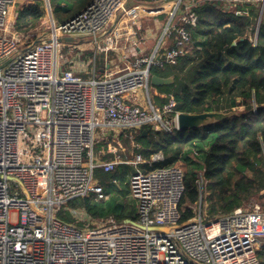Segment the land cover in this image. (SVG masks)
I'll return each mask as SVG.
<instances>
[{
    "label": "built area",
    "instance_id": "built-area-1",
    "mask_svg": "<svg viewBox=\"0 0 264 264\" xmlns=\"http://www.w3.org/2000/svg\"><path fill=\"white\" fill-rule=\"evenodd\" d=\"M34 1L0 0V264H261L264 199L208 218L202 198L195 216L179 224L180 164L154 168L165 160L161 152L123 158L120 141L95 151L97 139L125 131L178 130L173 94L163 95L162 107L149 94V107L139 104L134 94L151 90L153 67L174 65L193 50L199 1L92 0L60 22L41 0V23L22 32L19 10ZM218 1L237 15H250L245 4L259 9L247 33L256 45L264 0ZM150 20L158 38L143 24ZM119 165L135 167L129 188L136 219H97L67 207L81 197L106 198L96 171ZM62 209L73 222L58 216Z\"/></svg>",
    "mask_w": 264,
    "mask_h": 264
},
{
    "label": "trees",
    "instance_id": "trees-1",
    "mask_svg": "<svg viewBox=\"0 0 264 264\" xmlns=\"http://www.w3.org/2000/svg\"><path fill=\"white\" fill-rule=\"evenodd\" d=\"M91 1L50 0L60 22L75 17ZM196 1H199L195 7L199 23L194 36L203 40L194 42L193 50L176 64L153 67L151 74L175 78L173 85L158 88L175 96L179 112L232 111L239 106L244 109L206 127L148 133L145 127L138 132L137 153L150 158L161 152L165 157L154 168L180 164L184 170L185 191L179 204V224L195 216L193 206L202 198L208 218L231 212L251 197L264 199L261 194L264 189V14L254 45L247 33L259 15L257 7L245 4L250 15H237L227 11L218 0ZM44 16V2H31L19 10L16 28L29 31ZM183 73L185 76L181 77ZM226 89L234 97L227 105H220ZM157 99L161 107L168 100ZM193 154L201 156L202 162L195 161ZM130 172L129 165H119L114 171L104 173L109 190L107 199L97 200L90 195L70 201L67 207L82 208L97 219L113 217L118 222L136 219V201L130 196ZM113 179H118V184H113ZM58 216L73 222L68 210H61ZM257 255L264 264V247Z\"/></svg>",
    "mask_w": 264,
    "mask_h": 264
},
{
    "label": "rangeland",
    "instance_id": "rangeland-1",
    "mask_svg": "<svg viewBox=\"0 0 264 264\" xmlns=\"http://www.w3.org/2000/svg\"><path fill=\"white\" fill-rule=\"evenodd\" d=\"M38 1H41V0H38ZM161 20L164 18V15L159 17ZM146 22V21H145ZM151 26L154 27V24L153 22H150ZM157 29H155L156 31ZM154 31V32H155ZM156 36L159 37L160 36V32H155ZM203 40L202 37L198 36L197 38L194 39L195 42H201ZM98 62L100 64H102V60H101V55L99 54L98 55ZM185 76V73H183L181 75V77H184ZM183 79V78H182ZM175 83V78H174V81L172 84L170 85H173ZM166 86H169V85H166ZM158 87H153V86H149L148 89H151V90H146V89H143V90H139V92L137 94H134V99L139 103V104H142V105H146L149 107L148 105V94L149 96H151V98H155V94L152 92L153 89H156ZM159 89V88H158ZM163 90H166V89H163ZM148 91V93H147ZM161 96L162 98H166L168 97V95L165 97L163 95H159ZM234 97V95L231 93V91L229 89H226L222 95V98L220 99V105H227V103ZM168 99V98H167ZM156 100V99H155ZM158 101V100H157ZM168 101V100H167ZM254 103V102H253ZM156 104V103H155ZM244 107L243 106H239V107H236V110H243ZM98 132H102L100 129H98ZM131 134L133 135L131 137ZM137 136H138V133H131V131H125L122 135H120L119 137H114V136H109L108 138L104 139V140H100L98 141V139L96 140L95 142V151L97 152L98 149L102 148L103 146L106 147L107 143L109 142H112L113 144H118V141L122 142L124 148H125V151L124 152H120V155L123 157V158H127V159H133L137 153L136 151V148L139 147V144H138V140H137ZM193 157H194V160L201 163L202 162V158L201 156L199 155H194L193 154ZM196 162V163H197ZM131 168V172L130 173H133L135 170V167L133 166H129ZM104 173H107V172H104V171H99L97 170L96 171V174H95V178H97L101 184H103L105 187H108V182L105 181L104 179V176L105 174ZM129 180V179H128ZM106 191H107V197L104 198V199H107L109 197V190L106 188ZM131 198V197H129ZM251 198H254V199H260L258 197H251ZM63 210V209H62ZM64 210H67V209H64ZM169 229L173 230L175 228V226H169L168 227ZM264 244V241L262 242ZM258 245L260 243H257Z\"/></svg>",
    "mask_w": 264,
    "mask_h": 264
},
{
    "label": "water",
    "instance_id": "water-1",
    "mask_svg": "<svg viewBox=\"0 0 264 264\" xmlns=\"http://www.w3.org/2000/svg\"><path fill=\"white\" fill-rule=\"evenodd\" d=\"M48 6H51L50 0H47ZM227 11H229V7H225ZM68 41H73L71 37L66 38ZM233 44H236L234 42ZM8 63V61L6 62ZM3 66V65H2ZM110 65H107L109 67ZM104 71V68L101 69V72ZM174 81V77H163L156 74H150L149 82L152 86L160 87L165 85H170ZM236 110L232 111H205L200 113H185V112H179L178 114V130H185V129H193V128H199V127H206L213 125L215 123H218L220 121H223L224 119L231 117L232 115L236 114ZM152 126L150 125L148 127V131H145V133H148L151 131Z\"/></svg>",
    "mask_w": 264,
    "mask_h": 264
},
{
    "label": "crops",
    "instance_id": "crops-1",
    "mask_svg": "<svg viewBox=\"0 0 264 264\" xmlns=\"http://www.w3.org/2000/svg\"><path fill=\"white\" fill-rule=\"evenodd\" d=\"M150 22H153L152 20H150V21H144V26L145 27H147V26H151V24H150ZM154 23V22H153ZM153 29H155L153 26H151ZM155 32H157V30L155 31ZM155 32H154V35L156 36V34H155ZM158 38V37H157ZM157 41V40H156ZM155 41V42H156ZM104 54H102L101 55V60H102V62H103V66H105V61H104ZM114 58L115 57V54L114 53H109V58L111 59V58ZM100 64V63H99ZM107 65H108V62H106V67H107ZM100 66H101V64H100ZM103 66H101V67H103ZM152 92L155 94V98H152L153 99V102H154V104L156 103V106L157 107H161V105H160V100L159 99H157L158 97H161V96H159V95H167V94H169V93H166V91H164L163 89H158V88H156V89H153L152 90ZM156 94H159V95H156ZM156 99V100H155ZM158 100V101H157ZM142 104H144V103H142ZM145 105H146V103H145Z\"/></svg>",
    "mask_w": 264,
    "mask_h": 264
}]
</instances>
